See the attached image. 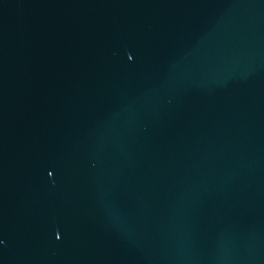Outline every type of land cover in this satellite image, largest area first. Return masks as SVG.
Here are the masks:
<instances>
[{"label":"water","instance_id":"95a60500","mask_svg":"<svg viewBox=\"0 0 264 264\" xmlns=\"http://www.w3.org/2000/svg\"><path fill=\"white\" fill-rule=\"evenodd\" d=\"M0 264H264V0H0Z\"/></svg>","mask_w":264,"mask_h":264}]
</instances>
